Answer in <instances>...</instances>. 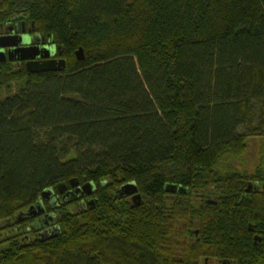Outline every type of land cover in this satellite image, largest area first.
Returning <instances> with one entry per match:
<instances>
[{
  "label": "trees",
  "instance_id": "trees-1",
  "mask_svg": "<svg viewBox=\"0 0 264 264\" xmlns=\"http://www.w3.org/2000/svg\"><path fill=\"white\" fill-rule=\"evenodd\" d=\"M15 20L67 68L0 62V264H264V0H1ZM75 179L98 202L46 240L29 215Z\"/></svg>",
  "mask_w": 264,
  "mask_h": 264
},
{
  "label": "flooded vegetation",
  "instance_id": "flooded-vegetation-1",
  "mask_svg": "<svg viewBox=\"0 0 264 264\" xmlns=\"http://www.w3.org/2000/svg\"><path fill=\"white\" fill-rule=\"evenodd\" d=\"M21 23V24H20ZM7 37H12L7 39ZM6 38L7 41H11L13 43H21L17 48H33L38 47L42 52L46 54L51 53L53 60H60V54L56 47L50 42L48 39L40 37L35 29L30 25L26 24V21L21 20L9 22L7 24H0V39ZM11 48H0V53L4 55V60L0 62L9 61V51ZM45 60L43 57H40L36 61ZM17 67L21 68L22 66L27 65V62H15ZM83 185H79L74 190H69L67 188L60 190L59 192L50 191L49 194L44 196V201H41L37 209H33V211L29 215V219H36L38 222H42V226L39 229H43L42 237L46 240H51L55 238L58 234V224H57V210L64 205V201L67 203L70 202H79L84 208L92 207L96 202H98L95 195H87L86 191H83ZM261 186H259L260 188ZM252 188V187H251ZM251 188L248 189L247 192L251 191ZM255 189V187H253ZM252 188V189H253ZM258 189V187H256ZM172 195L174 196L176 189H173ZM130 199L131 202L139 203V199H135V195L132 196H124ZM46 201H49V205L45 204ZM44 203V204H43ZM211 203V202H209ZM214 203V202H213ZM217 205L216 203H214ZM44 205V206H43Z\"/></svg>",
  "mask_w": 264,
  "mask_h": 264
},
{
  "label": "water",
  "instance_id": "water-1",
  "mask_svg": "<svg viewBox=\"0 0 264 264\" xmlns=\"http://www.w3.org/2000/svg\"><path fill=\"white\" fill-rule=\"evenodd\" d=\"M12 37H7V39L10 40ZM6 38L0 39V48H11L9 51V61L12 62H27L26 69L30 74H40V73H49V72H63L66 70L67 65L65 60H53L51 53L46 54L40 50L38 47L33 48H17L20 46L21 43H13L7 41ZM40 57H43L45 60L43 61H36ZM77 57L79 60H82L84 58L83 56V50L80 49L77 52ZM4 55L0 53V61L4 60ZM71 185L73 188H77L79 186V181L77 179L71 181ZM252 185H250L249 189ZM65 189V187H62L61 190ZM83 191H86L87 195H93L96 193V189L91 184H86L83 186ZM50 191L45 193L44 196L49 194ZM120 194L122 196H132L135 195V199H141V196L138 194V188L136 184L129 183L125 185L121 191Z\"/></svg>",
  "mask_w": 264,
  "mask_h": 264
},
{
  "label": "rangeland",
  "instance_id": "rangeland-1",
  "mask_svg": "<svg viewBox=\"0 0 264 264\" xmlns=\"http://www.w3.org/2000/svg\"><path fill=\"white\" fill-rule=\"evenodd\" d=\"M1 1V0H0ZM8 94L4 92V96H7ZM248 163L249 165H253L258 160V149L257 145L253 142L251 143V148L247 153Z\"/></svg>",
  "mask_w": 264,
  "mask_h": 264
}]
</instances>
